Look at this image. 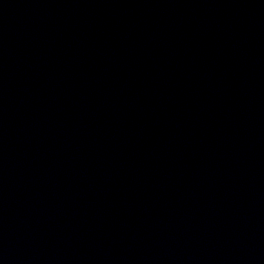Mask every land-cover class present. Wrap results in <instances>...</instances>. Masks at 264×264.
<instances>
[{
	"label": "water",
	"instance_id": "1",
	"mask_svg": "<svg viewBox=\"0 0 264 264\" xmlns=\"http://www.w3.org/2000/svg\"><path fill=\"white\" fill-rule=\"evenodd\" d=\"M0 264H264V0H0Z\"/></svg>",
	"mask_w": 264,
	"mask_h": 264
}]
</instances>
